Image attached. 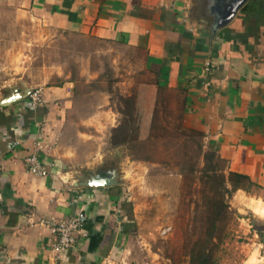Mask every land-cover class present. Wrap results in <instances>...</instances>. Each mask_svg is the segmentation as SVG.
Segmentation results:
<instances>
[{"label":"rangeland","instance_id":"1","mask_svg":"<svg viewBox=\"0 0 264 264\" xmlns=\"http://www.w3.org/2000/svg\"><path fill=\"white\" fill-rule=\"evenodd\" d=\"M27 87L45 99L32 114L50 116L43 143L71 150V180L117 176L126 232L111 264H195L203 247L205 264H264V188L244 181L224 196L226 217L210 213L216 180L203 174L201 140L182 127L181 97L157 87L143 51L1 2L0 98Z\"/></svg>","mask_w":264,"mask_h":264},{"label":"crops","instance_id":"2","mask_svg":"<svg viewBox=\"0 0 264 264\" xmlns=\"http://www.w3.org/2000/svg\"><path fill=\"white\" fill-rule=\"evenodd\" d=\"M1 2L50 27L143 51L157 87L181 97L184 130L201 140L203 151L214 150L225 171L264 188V0H245L214 33L212 0ZM31 111L26 101L0 107V264H51L54 234L39 220L77 213L87 236L61 253L58 264L114 263L126 232L118 185L74 186L64 164L71 150L45 145L50 116ZM35 141L47 176L29 173L23 161Z\"/></svg>","mask_w":264,"mask_h":264},{"label":"built area","instance_id":"3","mask_svg":"<svg viewBox=\"0 0 264 264\" xmlns=\"http://www.w3.org/2000/svg\"><path fill=\"white\" fill-rule=\"evenodd\" d=\"M209 66L210 63L206 61L204 63V68L207 69ZM26 97L29 106L32 108L37 107L43 102L40 87L31 88ZM41 150L42 145L40 141H35L31 151L23 157V161L29 173L38 176H47L48 170L39 156ZM39 223L47 224L54 234V239L50 243V252L52 254L51 264H58L60 254L72 247L78 237L87 236V231L84 227V219L80 213L60 220L40 219Z\"/></svg>","mask_w":264,"mask_h":264},{"label":"trees","instance_id":"4","mask_svg":"<svg viewBox=\"0 0 264 264\" xmlns=\"http://www.w3.org/2000/svg\"><path fill=\"white\" fill-rule=\"evenodd\" d=\"M203 159V174L207 177H212L216 180V186L213 188L214 192H217V196H210L207 203L212 206V215H227V204L224 201V196L230 194L237 189H243V182L247 181L252 183L248 176L242 173L234 172L231 170L224 169V161L221 159L214 150H205L202 153ZM226 183L229 185L227 187ZM213 220L211 221V223ZM213 226V223L212 225ZM213 236L211 233L208 234L207 241L210 242ZM191 261L196 262L195 264H205L209 261L208 253L205 247L201 248L198 252H193L190 255ZM193 263V262H192Z\"/></svg>","mask_w":264,"mask_h":264},{"label":"water","instance_id":"5","mask_svg":"<svg viewBox=\"0 0 264 264\" xmlns=\"http://www.w3.org/2000/svg\"><path fill=\"white\" fill-rule=\"evenodd\" d=\"M245 2V0H212L211 9L215 14L211 24V31L214 33L219 27L225 25L234 15L235 11ZM29 88H24L22 91L13 90L6 96L0 98V107L7 106L11 103L23 99L29 92ZM99 174L98 172L90 174L88 177L73 179L74 186H111L118 183L117 176L113 171L107 170Z\"/></svg>","mask_w":264,"mask_h":264}]
</instances>
